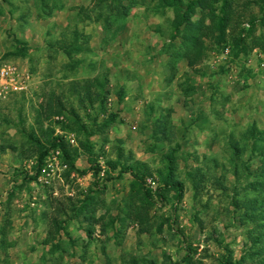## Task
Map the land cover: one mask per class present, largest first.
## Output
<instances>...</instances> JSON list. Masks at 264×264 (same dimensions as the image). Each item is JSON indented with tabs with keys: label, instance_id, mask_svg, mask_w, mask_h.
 I'll return each instance as SVG.
<instances>
[{
	"label": "rangeland",
	"instance_id": "obj_1",
	"mask_svg": "<svg viewBox=\"0 0 264 264\" xmlns=\"http://www.w3.org/2000/svg\"><path fill=\"white\" fill-rule=\"evenodd\" d=\"M134 2L117 18L110 0H0V70L14 71L0 81V264H264V193L243 190L254 181L240 164L255 173L259 160L242 156L237 180L228 147L264 130V0H228L222 40V0L197 7L206 50L192 66L186 23ZM61 41L83 52L68 58ZM51 140L80 171L87 140L97 178L54 149L29 181ZM170 151L180 196L160 199Z\"/></svg>",
	"mask_w": 264,
	"mask_h": 264
},
{
	"label": "trees",
	"instance_id": "obj_2",
	"mask_svg": "<svg viewBox=\"0 0 264 264\" xmlns=\"http://www.w3.org/2000/svg\"><path fill=\"white\" fill-rule=\"evenodd\" d=\"M109 0H101V2H108ZM111 3L114 5V7H111L110 9L115 10L114 13H116L117 18H123L128 15L130 9L137 5V3L134 2V0H129L128 1V7L125 8L122 5V0H110ZM154 1V7H148L147 6V11L151 12L152 10H159L161 9L162 11L166 9H173L175 13L176 20L174 22V30L177 31L178 28L182 27V23H186L188 27V43H191L190 47V52L188 54L189 57V65L192 66L193 64L197 63L198 60L202 57L204 51V46L201 42V39L199 36L195 37L194 36V31L198 28H196V24H193L190 20V16L194 14V10L198 7L199 10H204L207 7V0H186V5L183 4V0H153ZM140 3V2H139ZM146 3V0H141V5H144ZM227 3L228 0H222V4L220 7V18H219V40H222L224 36V28H223V23L225 22V16H227ZM185 7V10L188 13L187 18L183 15L179 14V10L183 9ZM213 15V13H210ZM225 15V16H224ZM173 39V37H171ZM78 36L74 38V41L77 42ZM194 42H191L193 41ZM59 49V51L63 52L65 56L68 58L71 57V53H82L83 49L79 46H75V43H65L64 41L58 42L56 44ZM237 48L239 46H236ZM87 51V50H85ZM239 51H241L239 49ZM76 64V63H75ZM78 64V63H77ZM118 100L121 99L120 95L117 96ZM116 116L112 114L108 120L104 122L105 126H108L112 124L115 121ZM160 123V121L157 122V124ZM160 125V124H159ZM159 125H157L159 127ZM160 129V128H158ZM163 137H165L164 134H162ZM88 137V136H87ZM238 143H241V146H239ZM82 149L84 150L86 154V159L88 163V168L85 170H77L74 166V163L72 159L70 158L69 154L67 153L65 147L57 140H51L48 142L47 148H45L38 156L37 160V172L34 177L28 178L29 181H36L37 175L41 171V167L44 163V159L46 158L47 154L49 153L50 150L54 149H59L65 159L66 164L68 165L69 169L71 171L76 172L80 176H86L88 174H91L93 178H97L100 170L93 159L92 156V147L89 145L88 141L84 142L83 144H80ZM228 147L231 150V154L235 157L233 160H231V167L234 169V174L236 176V179L239 180L243 174L238 175V162L241 161L242 156L245 154H249L251 157H257L259 160V166L257 167V171L255 173L250 172L249 167L247 166V161L240 162L242 164V167L245 168L247 171H249L246 174L247 176L251 177L253 179V183H250L247 185V188H243V190H248L251 192H255L257 190H260L262 193H264V130L259 131L255 127H251L248 129L246 132H242L239 136L238 140H234L231 137L229 138V144ZM257 155V156H256ZM166 163H167V168H166V173L162 175V187L157 189L156 192V197L157 198H162V193L163 192H168V191H174L180 196V186L178 183L174 182V167L176 164V158L174 157V151H170L168 156L165 158ZM215 167H218V164L215 162ZM109 167L112 170H115V165L114 164H109ZM209 169V168H208ZM119 177L122 176L123 174H130L131 177L137 181L140 185V189L143 191L144 197L149 201L151 198L150 192L145 190L144 187V175L140 174V172H133L132 168H122L119 170ZM209 171V170H208ZM194 173V174H193ZM161 175V172H160ZM188 178L191 179V183L196 190L201 187V185L204 182V175L203 173L199 172V170H191L188 171ZM216 182H220L218 179H216ZM100 191V190H99ZM250 203H257L256 200H252ZM236 208L237 206L234 205ZM247 207V204H243L242 208Z\"/></svg>",
	"mask_w": 264,
	"mask_h": 264
},
{
	"label": "built area",
	"instance_id": "obj_3",
	"mask_svg": "<svg viewBox=\"0 0 264 264\" xmlns=\"http://www.w3.org/2000/svg\"><path fill=\"white\" fill-rule=\"evenodd\" d=\"M13 75H14V71L11 68H3L0 70V81L9 83L13 81ZM21 89L22 88H20V90Z\"/></svg>",
	"mask_w": 264,
	"mask_h": 264
}]
</instances>
